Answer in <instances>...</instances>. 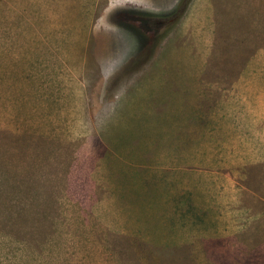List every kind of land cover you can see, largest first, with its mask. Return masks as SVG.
I'll return each mask as SVG.
<instances>
[{
    "label": "rangeland",
    "instance_id": "1",
    "mask_svg": "<svg viewBox=\"0 0 264 264\" xmlns=\"http://www.w3.org/2000/svg\"><path fill=\"white\" fill-rule=\"evenodd\" d=\"M263 67L264 0H0V264H264ZM210 171L243 216L208 182L216 226L162 231L155 200Z\"/></svg>",
    "mask_w": 264,
    "mask_h": 264
},
{
    "label": "crops",
    "instance_id": "2",
    "mask_svg": "<svg viewBox=\"0 0 264 264\" xmlns=\"http://www.w3.org/2000/svg\"><path fill=\"white\" fill-rule=\"evenodd\" d=\"M192 75L194 77L203 76V74H199V75L192 74ZM206 76H209V75H206ZM244 77L245 79L242 82L244 83L245 88H246L245 93L248 97L247 99L253 101V103H255L254 101H256V105L254 104L256 107L251 108V112L249 113V116H248V118L250 119L248 121H250L251 123L246 125L245 127L246 129H249L250 131L249 133H251V136L260 138V141L258 143H254V141H250L251 142L250 144H246L245 151L250 153L251 155L260 152L261 153L260 162L261 164H263V168H264V67L263 68H247L245 70ZM223 94L221 93V96L218 98L217 94L215 93L214 95L215 98L213 99H215L216 102L218 101L222 102L223 101L222 99L230 98V97H224V96H229L232 93L231 92L228 93L227 91H225L223 92ZM236 98L237 96L233 97V99H236ZM205 99H209V98L205 97ZM193 121H204V126H199L198 130L199 129L211 130L212 133H207V135H212L215 137H221L225 135L229 137L230 132L228 131V129L229 130L233 129L231 127L232 124L228 123L229 121H233V120H193ZM222 121L225 124H222ZM192 128H195V127H192ZM236 129L237 127L236 128L234 127L233 131H235ZM227 131L229 133H227ZM234 135L235 134L231 132L230 136L233 137ZM250 164L251 165L255 164L252 158H251ZM199 177H200L199 183H197V188H196L199 190L197 195H193V193L191 192L193 189H195V187H191V184L189 182L190 180L189 181L187 180L186 182L181 179V182H180L181 188L186 194V196H182L180 200L176 199L177 201L174 205H172L174 201L168 203V205L172 206L171 207L172 209H170L168 205H167L168 208H165L163 204L159 203L158 199L155 200V203H153V211L156 210L155 211L156 214H157L158 207L163 208V210L158 211V213L160 214L161 212H163V215L161 214L159 221H160V225L162 226L161 230L165 231V233L166 231H168L167 229L177 228L180 225L186 226V227L189 225L190 226H196V225L204 226L205 224L206 226H216V224L218 223L217 219L220 218L222 213L221 212L217 213L218 218L214 216V212H212L211 214L205 213V209H212L213 206L216 205L217 201H219V200L214 199L212 195H210L207 198V194H209V191L207 190L206 191L207 194H206L205 187H206V184H208V182H211L212 185L215 184L216 187H213V189H211V191L214 194L219 191H222L224 195L226 194L228 196L230 195L228 199L230 201L229 203L233 205L232 206L233 207L232 209L234 211V213H232L233 216H237V214L240 216L242 213V210H246L244 206H241V204H239L238 199L234 196V193L237 196V192H235L234 189L230 187L231 186L230 183H232L230 176L228 177L221 173L210 171L209 173L204 172L203 174H200ZM218 177L222 179L221 180L219 179V181H217ZM261 198H262V201H264V170L262 171V197ZM230 204H227V205H230ZM217 206L219 205L217 204ZM190 208H191V211H189ZM158 215H156V217ZM241 216H243V214ZM221 223H224V222L219 220V224ZM156 224L158 225L159 223L156 222ZM159 230L156 229L155 230L156 233H158ZM154 234L155 232L153 231L152 232L153 237H154Z\"/></svg>",
    "mask_w": 264,
    "mask_h": 264
}]
</instances>
